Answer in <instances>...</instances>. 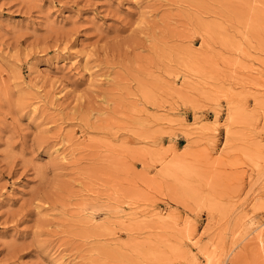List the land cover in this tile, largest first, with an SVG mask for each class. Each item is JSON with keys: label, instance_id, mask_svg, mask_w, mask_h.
I'll return each instance as SVG.
<instances>
[{"label": "rangeland", "instance_id": "obj_1", "mask_svg": "<svg viewBox=\"0 0 264 264\" xmlns=\"http://www.w3.org/2000/svg\"><path fill=\"white\" fill-rule=\"evenodd\" d=\"M0 264H264V0H0Z\"/></svg>", "mask_w": 264, "mask_h": 264}]
</instances>
